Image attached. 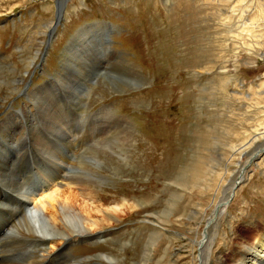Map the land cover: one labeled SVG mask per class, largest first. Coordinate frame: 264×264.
<instances>
[{"label":"rangeland","instance_id":"1","mask_svg":"<svg viewBox=\"0 0 264 264\" xmlns=\"http://www.w3.org/2000/svg\"><path fill=\"white\" fill-rule=\"evenodd\" d=\"M53 11V0H0V160L13 168L28 148L62 171L69 165L65 173L74 170L78 181L99 183L59 187L78 207L96 199L108 210L126 200L121 217L84 245L70 244L71 255L146 264L143 250L153 239L150 264H197L205 235L212 236L207 264H231L233 250L248 243L241 263L256 264L264 251L257 248L264 244V234L257 239L264 154L240 174L264 147V0H68L45 50ZM105 21L109 55L90 38ZM86 23H94L92 33L71 43ZM41 129L66 141L62 151L44 143ZM18 131L26 141L18 155L7 154ZM123 134V148L103 155V145ZM240 179L224 211L213 214Z\"/></svg>","mask_w":264,"mask_h":264},{"label":"bare ground","instance_id":"2","mask_svg":"<svg viewBox=\"0 0 264 264\" xmlns=\"http://www.w3.org/2000/svg\"><path fill=\"white\" fill-rule=\"evenodd\" d=\"M56 1L57 11L61 12V5H63L64 1V4H66V1L68 0ZM64 8L65 5H63V10ZM51 24H49L48 32H46L47 35H45L46 37L50 34V29L52 27ZM53 38L54 37H51L48 40L47 44L51 42ZM77 39L79 40L80 37H73L71 43L75 42ZM100 43H102V41ZM92 79L95 78L92 77ZM34 92V90L30 91V94L28 96L29 99ZM18 124H20V122L16 120L15 125ZM66 129L67 131H69V128ZM18 133H21V131L13 134L16 136L13 138L8 147L5 146V152L7 154L18 155L21 150L19 148L21 147L22 143L26 141V137L20 136ZM52 134L56 135V132ZM52 134L48 133L46 135L53 137ZM71 135L73 136L74 134H70V136ZM53 138H55V136ZM125 138L126 135L123 134V136L119 140L110 142L109 144H104L103 148H106L103 155H106L107 153L115 154V148H118V150L123 148V143L125 144L126 142H128V138ZM61 142L62 147L63 145L67 144L65 140H61ZM57 150L62 151V149ZM72 152L74 153L73 149L69 151L70 154H72ZM22 154L23 155L17 157L18 160L13 163V168L5 163L6 158L0 160V185L2 184V186H4L0 188V202L6 203L4 206L0 205V228L4 229L2 235L0 236V261H3L5 264L116 263L117 259L107 253H101L95 258L89 256L81 257L69 254L67 252V249L72 241L88 239L90 235L102 231L104 229V226H112L111 224H113L116 219L118 220L119 217H121L122 213L125 211L122 207L126 205L123 202L126 200H121V202H114L113 207L107 205L110 206L109 208L107 207L108 210L101 209V207L105 204L101 199L100 200L102 201V203L98 205L95 203V199L91 200L94 206L84 203H81L80 207L75 206L77 205V197L71 194L68 197H65L64 191L58 190L60 186L65 187L72 184L73 187H71L69 191H73L75 187H78L81 191H83L85 190L87 184H91V186H94L99 183L91 182L86 179L85 181H78L75 177L77 172H75L74 170L71 173H65L66 171H70L69 165L64 166V169L62 171V169H60L61 164L57 163L54 166V160L49 157H47V159L49 160L48 163H50L47 164L49 173L46 174L39 164L40 154H35L33 151H31V149L28 148H26ZM69 159L71 160V158ZM95 162L96 164L100 163L99 159ZM82 169L85 176L86 174H88V171L89 173H91L90 165H85V167ZM244 171L245 169H243L240 176L244 177ZM96 174L98 177H96L97 179L104 180L103 175L98 174L97 172ZM50 187L51 189L49 191H45ZM35 189L39 190V198H35L34 201L31 202V204H26V200L31 199L30 197L33 195V191ZM226 190L229 193L232 190L230 195H233L235 191L232 189V186H228ZM87 193H90V191H88ZM230 195L228 194L224 199H220L219 201H217L221 203L218 204L214 209L213 214H216L219 211L220 215L222 211H224L223 208H225L228 203L227 200L225 201V199L230 197ZM81 197L83 196L81 195ZM17 200L23 202H21L20 204H15ZM129 208H133V206L130 204L126 209ZM93 209H96V212L98 213L95 218L91 217V212L93 211ZM13 215H16V218L8 221L7 219L12 217ZM43 215H48V217L44 218ZM146 219V221L148 222H151L152 220H150L149 218ZM111 220H113V222H111ZM205 227L206 224L204 225V228ZM204 232H206V230H204ZM263 234L264 228L259 230L257 239H259ZM211 240L212 236H210V239H205V235H203V239L199 241L197 264H207V260L211 255ZM154 241L155 240L150 239L147 243L148 245H146L145 249L143 250L142 260L146 264L151 263V261H149V256L152 255L153 249H155L153 248ZM249 244L250 243L242 244L239 247H236L233 250L234 254L231 255L232 259L230 258L229 262L231 264H242L241 261L243 260V256L246 254H244L243 252L246 250V248H248ZM263 247L264 244L261 243V245L257 248ZM259 252L261 253V259H256L254 260V262L256 264H264V251L259 250Z\"/></svg>","mask_w":264,"mask_h":264},{"label":"water","instance_id":"3","mask_svg":"<svg viewBox=\"0 0 264 264\" xmlns=\"http://www.w3.org/2000/svg\"><path fill=\"white\" fill-rule=\"evenodd\" d=\"M64 3H65V1L63 2V5H65ZM63 5H61L62 9L60 8V9H61V12H58V11H57V1L54 0V11H53V17H54V18H53V22H52V24H51L52 27H51V29H50V34L47 36V41H46V45H45V47L48 45V44H47L48 40H49L51 37L54 36L56 26L59 25V24L61 23V20H62V17H63V11H64V10H63ZM80 32H82L81 29H80V30L78 29L72 37H78V36H80V35H81ZM262 152H264V147H263V148H260V149H257V150H256V151H255L250 157H249L248 161H247L246 163H244V166H243L244 169L249 165V163H251V161L255 160V159L258 157V155L261 154ZM241 182H242V179L235 181L234 184H233V186H232V189L235 190V189L237 188V186H238ZM231 197H232V195H230V197L227 198V202L230 200Z\"/></svg>","mask_w":264,"mask_h":264}]
</instances>
